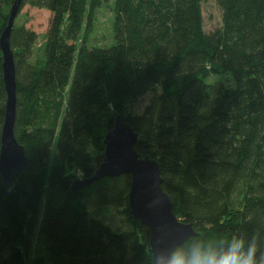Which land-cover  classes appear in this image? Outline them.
I'll return each mask as SVG.
<instances>
[{
  "label": "trees",
  "instance_id": "trees-1",
  "mask_svg": "<svg viewBox=\"0 0 264 264\" xmlns=\"http://www.w3.org/2000/svg\"><path fill=\"white\" fill-rule=\"evenodd\" d=\"M15 0H0V35ZM112 1L114 43L87 44L95 11ZM221 10L203 26L202 3ZM50 13L38 34L14 20V136L27 167L0 176V264H29L35 230L47 259L32 264H152L150 230L128 206L131 177L90 178L118 117L158 163L173 213L195 240L257 238L264 250V0H21ZM18 15V13H17ZM147 98L142 109L133 106ZM7 93L0 52V140ZM113 206L114 230L89 208Z\"/></svg>",
  "mask_w": 264,
  "mask_h": 264
},
{
  "label": "water",
  "instance_id": "water-1",
  "mask_svg": "<svg viewBox=\"0 0 264 264\" xmlns=\"http://www.w3.org/2000/svg\"><path fill=\"white\" fill-rule=\"evenodd\" d=\"M21 0H15L9 11L7 24L0 35L3 78L7 93L4 124L0 140V176L8 182L13 170L22 172L27 167L24 147L14 136L16 114L15 64L10 47V33L17 16ZM139 140L120 118L115 119L113 129L105 135L104 159L87 180H77L72 190L88 185L105 177L128 174L131 177L128 206L134 220L140 221L150 230L149 247L153 256L160 249L182 245L195 235L191 224L178 219L172 211V203L162 189V179L156 160L143 157L136 149Z\"/></svg>",
  "mask_w": 264,
  "mask_h": 264
},
{
  "label": "rangeland",
  "instance_id": "rangeland-1",
  "mask_svg": "<svg viewBox=\"0 0 264 264\" xmlns=\"http://www.w3.org/2000/svg\"><path fill=\"white\" fill-rule=\"evenodd\" d=\"M203 26L205 30H210L221 25V10L213 1L202 3ZM50 13L29 6H24L17 15V21L25 23L26 27L33 29L38 34V40L33 48V59L41 54L45 33L49 26ZM114 11L112 1L103 3L95 11L94 21L90 34L87 37L89 46H111L114 43L113 34ZM146 97L133 106L134 112L142 109L146 102ZM90 216L98 218L110 225L114 230H125L129 228L127 216L122 210L113 206L102 205L89 208ZM47 257L46 242L35 230L30 239V249L28 253V263Z\"/></svg>",
  "mask_w": 264,
  "mask_h": 264
},
{
  "label": "clouds",
  "instance_id": "clouds-1",
  "mask_svg": "<svg viewBox=\"0 0 264 264\" xmlns=\"http://www.w3.org/2000/svg\"><path fill=\"white\" fill-rule=\"evenodd\" d=\"M153 264H264V250L254 236L233 235L223 241L195 240L158 250Z\"/></svg>",
  "mask_w": 264,
  "mask_h": 264
}]
</instances>
